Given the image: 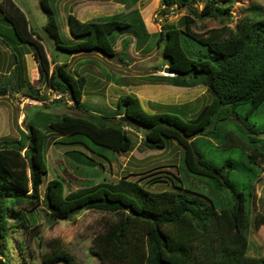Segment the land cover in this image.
Returning <instances> with one entry per match:
<instances>
[{
	"label": "trees",
	"instance_id": "trees-1",
	"mask_svg": "<svg viewBox=\"0 0 264 264\" xmlns=\"http://www.w3.org/2000/svg\"><path fill=\"white\" fill-rule=\"evenodd\" d=\"M135 1L120 0L124 4L130 2L129 8ZM162 1L165 13L175 7L186 8L189 13L184 15L182 26L165 23L156 34V44L168 59L165 64L178 72L158 79L179 86L202 84L212 94L211 101L193 117L165 111L171 108L157 103H151L149 109L133 93L120 96L116 110L88 108L82 101L87 77L77 69L70 70L69 61L50 60L43 39L30 26L25 12L14 0L0 2V12L12 24L18 38L35 48L39 82L52 91L66 94L83 112L54 115L47 125L49 134L29 121L27 131L23 132L24 141H0V264H12L9 256L12 236L28 234L44 209L52 223L74 219L88 209L113 213L115 218L93 238L91 246L101 264H264V257L248 254L249 229L264 223V214L255 213L253 217V190L258 177L255 168L264 161V16H255L263 8L254 4L248 7L251 14L235 21L234 0H205L201 9L195 6L196 0ZM54 2L40 0L47 15L44 29L57 48L71 55L97 51L116 56L119 54L116 44L121 38L123 60L131 39L140 38L136 48H141L152 35L140 9L134 7L127 13L89 20L69 12L70 35L65 39ZM206 19L219 20L221 26L210 28L207 33L193 29L198 20ZM136 23L142 27L140 34L134 27ZM52 63H55L53 68ZM9 74L0 90L19 93L28 87L40 91L30 80L28 85L23 84L26 76L19 73L13 78L15 73ZM163 107L164 111L159 110ZM40 112L36 111L35 115ZM253 114L262 118V124L244 122ZM27 117L28 114L25 120ZM228 122H233L241 135L229 134L232 142L224 144L226 148L234 146L238 136L249 152L245 153V161L230 158L221 166L214 165L200 151L196 139L210 133L218 135L217 129ZM126 127L145 132L144 143L150 148L164 147L167 139L175 140L185 150L184 171L204 179L210 192L204 189L197 195L190 194L181 177H177L181 183L172 179L175 187L164 191L151 190L149 180L144 184L140 178L133 180L128 176L67 190L65 181L55 177L47 183L42 197L41 187L48 173L44 157L48 137L51 143L53 136L64 137V141L68 137L85 136L101 147L127 153L135 143ZM66 153L86 167L98 165L81 150ZM258 156L261 160L257 161ZM100 168L103 169L101 164ZM241 170L248 171L243 180L238 177ZM44 202L46 208H42ZM18 242L26 250L25 241ZM59 260L73 263L70 253L61 247L43 259L44 264Z\"/></svg>",
	"mask_w": 264,
	"mask_h": 264
},
{
	"label": "rangeland",
	"instance_id": "rangeland-1",
	"mask_svg": "<svg viewBox=\"0 0 264 264\" xmlns=\"http://www.w3.org/2000/svg\"><path fill=\"white\" fill-rule=\"evenodd\" d=\"M14 1L25 12L30 26L43 39L49 59L58 58L57 62L59 63L64 60L69 61L70 70L77 69L80 74L87 77L82 101L88 108L105 110L114 108L116 110L119 97L133 93L140 97L142 103L149 109L152 107L151 103H157L166 108L169 106L171 109H176L165 110L163 107L159 109L161 111L184 113L188 117H193L205 104L211 101L212 94L202 84L195 87L179 86L158 79V76H173V74L164 70L166 66H169L165 64L168 59L162 54V47L156 44V34L165 23L182 26L184 15L189 13L188 9L175 7V10L165 13L162 0H136L132 8L128 6L130 2L124 4L120 0H55L53 6L60 24L61 35L65 39L70 35L67 25L69 12L77 14L83 20H89L127 13L130 9L138 7L149 32L152 33L148 42L149 46L147 43L141 48H136V43L141 41L136 36L130 40L129 45L128 43L124 44L128 45L129 50L124 56L125 58L121 60L123 51L121 38L116 44L119 54L113 57L97 51L74 55L64 52L56 47L53 38L44 29L47 15L40 5V0ZM204 1L196 0L195 6L201 9ZM254 4L263 8L262 12L255 15L261 18L264 16V0H234L232 12L235 21L237 17L251 14L248 7ZM233 24L235 25V22ZM220 26L219 20L206 19L198 20L193 25V29L197 32L207 33L208 29ZM134 27L136 31H139V34L142 33L139 23H136ZM130 37L131 35L128 36V38ZM54 66L55 63H52V68ZM162 66L163 68H161ZM11 72L15 73L13 78L18 77L19 73L21 76H26L23 84L28 85L27 80H30L40 91L23 87L19 93L8 89L7 94L0 95V141L8 143L24 141L23 132L27 131L26 124L29 121H33L49 134L47 125L49 119L55 118L54 115L66 112L83 114L82 110L69 100L66 94L52 91L45 83L39 82L38 62L35 58L34 46L28 42H22L16 35L12 24L0 12V87L5 84L4 82ZM183 108L186 111H183ZM36 111L41 112L35 115ZM27 114L29 117L25 120ZM259 118L253 114L244 122L256 121L258 124H262V118ZM126 129L135 143L134 148L127 153H117L101 147L85 136L71 137L74 140L68 137L65 141L64 137L53 136L51 143L50 137H48L44 145L48 173L45 175L41 187L42 197L45 195L47 183L55 177L65 181L67 190L99 181H117L121 177L128 176L133 180L140 178L144 184L148 180L151 181L148 186L151 190L156 191L175 187L171 180L181 183L177 180V177H181L185 181V186L190 188L188 189L190 194L197 195L204 189L210 192L204 179L195 178L184 171L182 156L185 150L175 140L167 139L164 147L150 148L144 143L145 132L131 127H126ZM217 130L218 135L210 133L209 136L201 135L196 139V144L205 158L218 166L230 158L236 161H245V153L249 152V148L245 146V143L243 145L240 143L238 136H235L238 141L233 142L234 146L226 148L224 145L232 142L228 138L229 134L241 135L238 127L233 122H228ZM56 140L57 142H55ZM76 140L79 141L75 142ZM70 150H81L87 153L97 161L98 165L95 168L86 167L67 155L66 152ZM256 160H261L260 156ZM100 164L103 169L100 168ZM255 171L258 173V177L253 190L255 202L253 217L255 213L264 214V161L261 162V166L255 168ZM246 172L248 171H240L239 180L244 179ZM232 178L234 177L232 176ZM159 179L162 181L165 179L168 183L159 182ZM182 190L186 191L185 188ZM186 193L188 192L186 191ZM206 200L210 202L208 198ZM42 208H46L45 202L42 203ZM37 217V225L31 226L28 234L20 233L12 236L13 239L9 247L12 264H44V256L58 247L70 253L73 259L72 264H101V260L92 253L91 246L93 238L105 229L107 222L115 218L113 213L88 209L76 215L74 219L52 223L44 209L38 213ZM17 238L18 241H25L29 250L20 248ZM249 240L248 254L264 257V223L259 227L251 226ZM54 264H68V262L59 260Z\"/></svg>",
	"mask_w": 264,
	"mask_h": 264
},
{
	"label": "water",
	"instance_id": "water-1",
	"mask_svg": "<svg viewBox=\"0 0 264 264\" xmlns=\"http://www.w3.org/2000/svg\"><path fill=\"white\" fill-rule=\"evenodd\" d=\"M164 70H165V72L172 73L173 75L178 74V72L176 70H174L173 68H171L170 66H166ZM7 93H8V90H0V95H4ZM197 160H198V158H197Z\"/></svg>",
	"mask_w": 264,
	"mask_h": 264
},
{
	"label": "bare ground",
	"instance_id": "bare-ground-1",
	"mask_svg": "<svg viewBox=\"0 0 264 264\" xmlns=\"http://www.w3.org/2000/svg\"><path fill=\"white\" fill-rule=\"evenodd\" d=\"M37 75V74H36Z\"/></svg>",
	"mask_w": 264,
	"mask_h": 264
},
{
	"label": "built area",
	"instance_id": "built-area-1",
	"mask_svg": "<svg viewBox=\"0 0 264 264\" xmlns=\"http://www.w3.org/2000/svg\"><path fill=\"white\" fill-rule=\"evenodd\" d=\"M61 94V93H60Z\"/></svg>",
	"mask_w": 264,
	"mask_h": 264
}]
</instances>
